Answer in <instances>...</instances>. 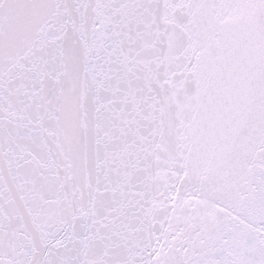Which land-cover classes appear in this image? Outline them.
I'll use <instances>...</instances> for the list:
<instances>
[{
    "label": "snow or ice",
    "instance_id": "obj_1",
    "mask_svg": "<svg viewBox=\"0 0 264 264\" xmlns=\"http://www.w3.org/2000/svg\"><path fill=\"white\" fill-rule=\"evenodd\" d=\"M0 264H264V0H0Z\"/></svg>",
    "mask_w": 264,
    "mask_h": 264
}]
</instances>
